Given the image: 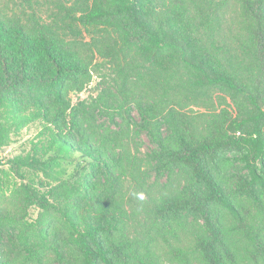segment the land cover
<instances>
[{"label":"trees","instance_id":"trees-1","mask_svg":"<svg viewBox=\"0 0 264 264\" xmlns=\"http://www.w3.org/2000/svg\"><path fill=\"white\" fill-rule=\"evenodd\" d=\"M10 1L0 152L37 132L0 169V264H264V0ZM96 68L116 93L74 102ZM102 120L146 133L154 183Z\"/></svg>","mask_w":264,"mask_h":264},{"label":"rangeland","instance_id":"rangeland-1","mask_svg":"<svg viewBox=\"0 0 264 264\" xmlns=\"http://www.w3.org/2000/svg\"><path fill=\"white\" fill-rule=\"evenodd\" d=\"M42 5L41 15L46 17L49 10L54 6V0H37ZM0 8L6 13H10L11 10L16 11V7L10 0H0ZM28 12L29 9H26ZM84 41L89 42L90 39L85 34L83 35ZM113 72L110 68H100L91 71V81L88 83L84 90L76 95L72 96L74 102L84 100L90 101L92 98H96L101 92L110 89L111 92L116 93V88L113 84L112 76ZM212 96L201 95L200 97L193 98L188 97V102L183 108L176 107L182 114L187 116L188 121L197 120L200 122H209L213 116L221 113V109L227 108V99H223L215 93ZM167 111L165 112V114ZM132 117L136 121H140L139 115L136 109L132 110ZM119 122V119H116ZM103 127L106 130V134L116 140L118 143V149L127 146L128 149L142 160V170L145 173L146 181L148 184H152L155 181V174L152 172L151 166L153 163L150 161V153L154 148L153 143L150 142L146 133H141L138 138L130 139L125 135V131L114 125L108 120H102ZM177 123V120H174ZM179 124V123H177ZM165 129V127H163ZM36 127H29L24 129L20 136L16 137L14 141L7 148L0 152V169H7V160L19 155L26 151L29 147L30 140L36 134ZM132 134V133H131ZM132 137L133 134L131 135ZM167 178L166 175L160 177V183L165 184ZM33 216H36L37 210H32Z\"/></svg>","mask_w":264,"mask_h":264}]
</instances>
